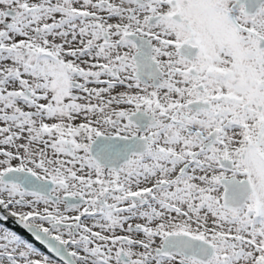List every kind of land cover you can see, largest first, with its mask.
<instances>
[{"label": "snow or ice", "instance_id": "snow-or-ice-1", "mask_svg": "<svg viewBox=\"0 0 264 264\" xmlns=\"http://www.w3.org/2000/svg\"><path fill=\"white\" fill-rule=\"evenodd\" d=\"M0 264H264V0H0Z\"/></svg>", "mask_w": 264, "mask_h": 264}, {"label": "trees", "instance_id": "trees-1", "mask_svg": "<svg viewBox=\"0 0 264 264\" xmlns=\"http://www.w3.org/2000/svg\"><path fill=\"white\" fill-rule=\"evenodd\" d=\"M7 224H8L9 227L16 228V226L13 224V222H12L11 220H9V221L7 222ZM16 230H17L18 232H21L22 234H25V235H26V233H23V230H22V229L16 228ZM29 238H30V237H29ZM30 239H31V238H30ZM38 246H39V245H38ZM40 247H41L42 250L47 251V250L44 249L42 246H40Z\"/></svg>", "mask_w": 264, "mask_h": 264}, {"label": "flooded vegetation", "instance_id": "flooded-vegetation-1", "mask_svg": "<svg viewBox=\"0 0 264 264\" xmlns=\"http://www.w3.org/2000/svg\"><path fill=\"white\" fill-rule=\"evenodd\" d=\"M38 245H39V244H38ZM38 245H37V246H38ZM40 246H41V245H39L38 247H40ZM42 247H43V246H42ZM43 251H44V250H43Z\"/></svg>", "mask_w": 264, "mask_h": 264}, {"label": "water", "instance_id": "water-1", "mask_svg": "<svg viewBox=\"0 0 264 264\" xmlns=\"http://www.w3.org/2000/svg\"><path fill=\"white\" fill-rule=\"evenodd\" d=\"M47 250V249H46Z\"/></svg>", "mask_w": 264, "mask_h": 264}]
</instances>
